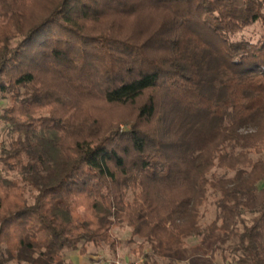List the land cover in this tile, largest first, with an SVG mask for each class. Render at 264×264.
I'll list each match as a JSON object with an SVG mask.
<instances>
[{
  "label": "trees",
  "instance_id": "obj_1",
  "mask_svg": "<svg viewBox=\"0 0 264 264\" xmlns=\"http://www.w3.org/2000/svg\"><path fill=\"white\" fill-rule=\"evenodd\" d=\"M2 101L0 264H264V0H0Z\"/></svg>",
  "mask_w": 264,
  "mask_h": 264
},
{
  "label": "rangeland",
  "instance_id": "obj_2",
  "mask_svg": "<svg viewBox=\"0 0 264 264\" xmlns=\"http://www.w3.org/2000/svg\"><path fill=\"white\" fill-rule=\"evenodd\" d=\"M1 104H4L5 101L0 102ZM0 104V105H1ZM1 110V107H0ZM120 128L123 129L124 125L120 124ZM10 140V134L8 132L7 125L0 122V154L3 151V148L7 146L8 142ZM264 157V154H263ZM213 216L212 209L209 211V213L203 218V224H206ZM114 234L118 237H120L122 240H126L128 237V230L123 229H115ZM196 240L193 239L192 242H195ZM136 244H126L123 243L115 252V254H111L108 249L102 248H95L93 246H90V250L94 251L93 257L89 260L90 263H101L103 264H112L115 259L120 260L122 262H125V264H134L137 262L141 256L138 255V251L135 249ZM71 252L66 250L65 253ZM194 261L201 262L203 264H220L222 263L221 256L219 254H214L213 257H211V254L209 252H202L198 251L193 257H188L182 261H180L178 264H194Z\"/></svg>",
  "mask_w": 264,
  "mask_h": 264
},
{
  "label": "crops",
  "instance_id": "obj_3",
  "mask_svg": "<svg viewBox=\"0 0 264 264\" xmlns=\"http://www.w3.org/2000/svg\"><path fill=\"white\" fill-rule=\"evenodd\" d=\"M93 253L94 251H91L89 248L88 252L85 254H79L76 251H71L67 252L65 257L69 264H89V260L93 257Z\"/></svg>",
  "mask_w": 264,
  "mask_h": 264
},
{
  "label": "built area",
  "instance_id": "obj_4",
  "mask_svg": "<svg viewBox=\"0 0 264 264\" xmlns=\"http://www.w3.org/2000/svg\"><path fill=\"white\" fill-rule=\"evenodd\" d=\"M112 264H125V262H122L120 260L115 259L114 261H112ZM90 264H103V262L101 263H90ZM134 264H142V258H140L137 262H135Z\"/></svg>",
  "mask_w": 264,
  "mask_h": 264
}]
</instances>
